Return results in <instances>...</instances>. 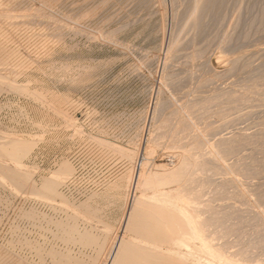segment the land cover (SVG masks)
I'll use <instances>...</instances> for the list:
<instances>
[{"label":"rangeland","instance_id":"obj_1","mask_svg":"<svg viewBox=\"0 0 264 264\" xmlns=\"http://www.w3.org/2000/svg\"><path fill=\"white\" fill-rule=\"evenodd\" d=\"M2 1L0 218L4 216L0 220L1 230L9 227L8 209L12 195L17 193L12 177L21 170L18 167L21 161L25 165L22 170H31L28 173L39 179L51 176L63 163L70 164L72 169L63 184L59 176L56 178L60 184L56 178L52 182V188L56 187L59 193L55 189L56 196L49 194L52 191L47 192L52 202L44 198L43 203L42 200L26 203V208L36 205L37 210L53 217L56 212L55 218H65L62 208L66 209L67 205L61 200L65 196L71 204L86 200L83 210L86 206L90 211L96 209L97 219L103 225L95 219V213V218L92 217L93 211L89 214L99 226L118 224L123 218L124 203L113 193L108 196L105 193L130 162L119 152L102 148L99 141L108 138L127 148L134 147L145 134L149 136L150 131L159 132L156 135L160 137L168 129L167 123L169 127L178 124L179 114L177 117L172 114L176 106L186 109L192 106L194 119L198 121L192 115L184 118L192 123L189 125L194 127L191 129L194 132L208 126L213 138L249 136L246 143L234 142L233 155L243 157L252 151L254 154H248L247 161L259 155L251 159L252 163L248 161L259 171L258 176L256 172L247 176L246 183L264 189V0H220V4L206 12L199 6L203 0ZM7 15L15 17L9 19ZM251 86L257 89L255 93ZM238 89L251 92L248 101L238 98ZM207 97L216 101L210 103ZM63 111L73 117L77 127L69 124ZM165 136L150 159L154 164L150 166L161 167L160 170L162 164L171 166V159L174 160L171 154L175 150L169 152V136ZM141 157L137 167L143 160ZM92 193L101 195L88 200ZM254 197L251 196V206L242 201L239 205H256L257 197ZM48 201L57 205L50 206ZM255 205L253 209H262L264 203L260 207Z\"/></svg>","mask_w":264,"mask_h":264},{"label":"bare ground","instance_id":"obj_2","mask_svg":"<svg viewBox=\"0 0 264 264\" xmlns=\"http://www.w3.org/2000/svg\"><path fill=\"white\" fill-rule=\"evenodd\" d=\"M11 1L14 2L15 0ZM203 1V5H200L201 1H199V6H202V11L206 12V9L212 8L217 3L220 4L219 2L222 0ZM0 2L3 1L0 0ZM222 2H225V0ZM185 3H187V1H185ZM0 6H2L1 3ZM15 15L18 16L19 14L16 13ZM9 16V19L15 17ZM14 29L17 30V27ZM115 32L116 31H114V33ZM31 38L32 40L34 39L33 36ZM35 41H37V39ZM39 47L41 48V46ZM251 48L252 47H250V49ZM236 60L239 61L238 59ZM259 66L260 65H258V67ZM259 70L261 69L259 68ZM252 80H254V78ZM258 88L260 92L261 88ZM239 89L238 92L240 91ZM251 89H254V87ZM255 90L257 89H254L253 93H255ZM233 92H235L234 89ZM239 93L238 98L244 100L247 99L248 94L251 92L249 93L246 89H242ZM224 96L226 95L224 94ZM227 96H229V94ZM209 99L210 98H208V100ZM214 99L213 97L209 102L211 103ZM183 104L180 105L182 106ZM199 105L202 107V104H198V106ZM205 105L207 104L204 103V108ZM245 105L246 103H244V106ZM191 107L186 109L185 106L181 108H177L176 106L172 114H179L177 125L174 124L175 126H172L171 124V127H169L170 125L165 122L167 123L166 126H168V129H165L164 132L161 131L163 133L160 134V137L156 135L157 133L159 134V132L154 134L150 131L149 136L145 134V138L143 137L140 141L136 142L134 147L123 148L122 145L108 138L99 141L102 148L105 147L106 149L119 152L123 157H127L130 162L128 169L114 182L110 183L107 189L105 188L107 191L105 194L107 196L109 193H113L115 197H118V199L124 203L123 218L119 223L118 221L116 222L118 224L99 226V224H103L99 223L100 220L97 219V210L95 209L94 211L91 207V211H93L92 214L95 213L96 218L94 214L92 217L97 219L99 224H96L93 218L90 217L91 211L90 209L88 210L87 206V210H83V208H85L83 206L88 203L86 200L80 203H75L72 200L73 202L71 204V202L67 200L68 197L66 199L64 198L65 196H61L62 202L67 205L66 209H64L65 206L62 205V207L64 206L62 209L65 212V218H63V216L55 218V209V215L53 217V215L35 209L34 207H37L36 205L34 207L31 205V208H26V203H33L34 201H40L41 203V200H44V198H46L45 200L51 199L52 202V198L47 195V192L49 193L52 191V194H49L55 195L53 192L58 191H56V187L54 188L55 190L52 188L54 187L52 182L59 176L60 179L62 178L61 181L63 184V182H66L65 180L69 177L72 169L70 164L63 163V165L61 164L62 168L60 170L52 174L50 173L51 176L42 177L40 179L36 177V179L28 173L31 170L28 172V169L23 171L22 169H24L23 166L25 165L22 161L19 162L18 167L21 170L19 169V173L13 174L12 177L16 185L15 188L17 193H15V195L11 193L12 199L10 202V209H8L10 214V218L8 217L10 219L8 224L9 227L6 230L4 228V230L0 229V264H264V205H262V203H264V189H262V187H255L256 185L252 188L251 184L248 185L249 181L246 183V179L253 176L251 174L255 172V174H257L259 171L257 172V169L248 163L249 160L247 161V159L250 158L248 154L252 151L246 155L249 156L247 158L245 155V157L233 155L235 150L234 142L246 143L250 140L249 136H244L241 133L243 136L213 138L214 135L212 134V136L210 134L211 131L208 126L204 129H198V131L196 128V132H194L191 130L194 127L191 128L192 126H190L192 123H188L186 116V118H184V115H188L189 117L192 115L191 118H196V115H193L194 110H192ZM183 109H185V112H183ZM201 111L203 112V110ZM62 113L67 121H69V124L75 126L73 117L69 116L66 111ZM204 115L206 114L204 113ZM176 117H174L175 120ZM194 121L197 122L198 120L194 119ZM165 135L169 136V142L167 141V146L171 147L169 152L171 153L172 150H175L171 154V156L174 154V160L171 159V166L162 164L166 167L162 166V170H160L161 167H159L160 169L158 167H153V161L150 163V159L154 156L156 148L160 146L161 141L164 140L162 138ZM203 145L204 147H202ZM25 147H27V145ZM19 149L21 148L18 146V150ZM140 153L143 155L142 157ZM257 156L259 155H254L251 159ZM140 157L143 158V160H141L139 167H137V162ZM251 159L249 161L250 163L253 162H251ZM150 165L153 166L151 167ZM26 168L29 167L27 166ZM208 169H213V172H209ZM55 181L59 183L58 178H56ZM11 182L13 181L11 180ZM56 182H54L55 186H58ZM9 184L11 186L10 182L8 185ZM260 186L262 185L260 184ZM96 189L94 188V190ZM255 191L258 194H254ZM14 192L16 191L14 190L13 194ZM57 194L59 193L57 192ZM100 195V193H92L91 197H88V200ZM55 196L52 197L56 198ZM251 196L257 197L255 200L256 205L259 204V207L262 205V209L258 207L253 209L255 204H252V207L242 206V204L239 205V201H242L251 206L249 204V202L252 203ZM54 198L53 201L56 200H54ZM17 200L20 201V205L17 204ZM255 201L253 200V203ZM51 202L49 204L53 206ZM55 205L57 204L55 203ZM6 207H8V205L5 206V208ZM53 207L51 208L52 211ZM98 207L100 208V206Z\"/></svg>","mask_w":264,"mask_h":264}]
</instances>
